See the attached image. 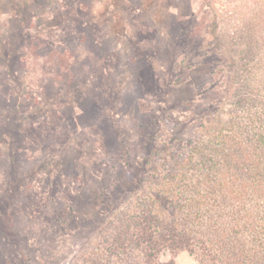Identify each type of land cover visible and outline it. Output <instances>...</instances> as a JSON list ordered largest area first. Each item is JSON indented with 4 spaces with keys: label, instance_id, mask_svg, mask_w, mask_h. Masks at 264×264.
Returning <instances> with one entry per match:
<instances>
[{
    "label": "rangeland",
    "instance_id": "obj_1",
    "mask_svg": "<svg viewBox=\"0 0 264 264\" xmlns=\"http://www.w3.org/2000/svg\"><path fill=\"white\" fill-rule=\"evenodd\" d=\"M259 60L264 0H0V264H144L115 234L157 211L188 220L178 264H222L223 135L264 129L235 90Z\"/></svg>",
    "mask_w": 264,
    "mask_h": 264
},
{
    "label": "trees",
    "instance_id": "obj_2",
    "mask_svg": "<svg viewBox=\"0 0 264 264\" xmlns=\"http://www.w3.org/2000/svg\"><path fill=\"white\" fill-rule=\"evenodd\" d=\"M246 37L250 38L249 34ZM213 49L217 57L222 59L220 48L215 46ZM245 53H247L250 61L253 60L251 57L260 58V55L253 52L252 48H249ZM261 61L259 60V63L256 64L261 66V76L257 79L252 77L251 73L254 65H250L248 70L250 78L246 81L241 77L238 86L235 88L239 96L237 104L241 107H253L260 102V107L264 111V64ZM262 128L259 126L252 130L247 125L228 124L227 134L223 135V144H225L223 165L226 172H224V176L222 175L223 178L220 183L217 180L216 185L224 187L222 191L223 198L233 203H227L231 206V211L225 215L226 223L231 222L230 226L229 224L224 225L231 227L228 228V233H222L220 228V233L215 231L219 234L220 239L217 245L224 250L223 256H219L222 264H264V205H261L264 202V129ZM206 181H208L207 185H211L214 181L213 175L206 178ZM179 182L183 183L186 188L191 189L187 177L182 176ZM197 185V192L199 193L202 183L198 182ZM238 187L241 189V193L237 192L236 188ZM246 187L248 188L246 189ZM248 197L250 201L254 199L258 201L255 205L256 214L244 210L241 206V204L247 202ZM203 200L206 199L201 198L198 202L189 206L188 211L189 214L193 212L192 217L198 216V218H201L198 213L201 212L203 205H200V203L204 202ZM234 204L235 206H233ZM197 207L198 210H196ZM259 213L263 214L262 218L257 216ZM159 216H161L159 211L156 214L150 212L149 216L142 215L140 218H134L133 222L127 225V228L120 227L119 232L115 234L117 237L114 239L119 249L125 248L130 243L140 248V251L143 252L144 264H178L176 255L179 252L188 250L193 253V245L191 244L193 238L191 229L187 225V218H181L183 222L176 218V220L172 219L171 222L167 223ZM191 220L194 221L192 218ZM132 229L136 233L135 236L128 234ZM240 230H242V233L252 234L253 240L246 241L235 237ZM166 250L173 253L174 257L169 258L166 255L165 258L164 251ZM209 257L219 263L218 256Z\"/></svg>",
    "mask_w": 264,
    "mask_h": 264
}]
</instances>
